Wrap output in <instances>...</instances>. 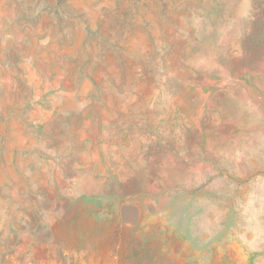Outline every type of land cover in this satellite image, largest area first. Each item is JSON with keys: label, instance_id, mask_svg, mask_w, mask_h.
I'll return each mask as SVG.
<instances>
[{"label": "rangeland", "instance_id": "rangeland-1", "mask_svg": "<svg viewBox=\"0 0 264 264\" xmlns=\"http://www.w3.org/2000/svg\"><path fill=\"white\" fill-rule=\"evenodd\" d=\"M0 264H264V0H0Z\"/></svg>", "mask_w": 264, "mask_h": 264}]
</instances>
